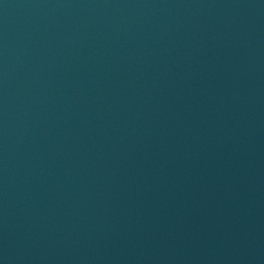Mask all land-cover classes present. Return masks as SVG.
<instances>
[{
  "label": "water",
  "instance_id": "1",
  "mask_svg": "<svg viewBox=\"0 0 264 264\" xmlns=\"http://www.w3.org/2000/svg\"><path fill=\"white\" fill-rule=\"evenodd\" d=\"M0 264H264V0H0Z\"/></svg>",
  "mask_w": 264,
  "mask_h": 264
}]
</instances>
